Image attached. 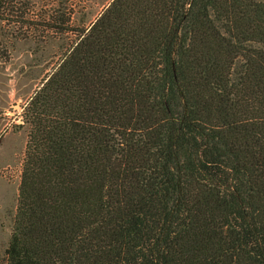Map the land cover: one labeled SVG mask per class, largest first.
<instances>
[{
    "label": "trees",
    "instance_id": "16d2710c",
    "mask_svg": "<svg viewBox=\"0 0 264 264\" xmlns=\"http://www.w3.org/2000/svg\"><path fill=\"white\" fill-rule=\"evenodd\" d=\"M22 114L7 264H264V0H111Z\"/></svg>",
    "mask_w": 264,
    "mask_h": 264
},
{
    "label": "rangeland",
    "instance_id": "374dc122",
    "mask_svg": "<svg viewBox=\"0 0 264 264\" xmlns=\"http://www.w3.org/2000/svg\"><path fill=\"white\" fill-rule=\"evenodd\" d=\"M111 0H6L0 19V264H7L28 125L23 107Z\"/></svg>",
    "mask_w": 264,
    "mask_h": 264
},
{
    "label": "crops",
    "instance_id": "0c3cea01",
    "mask_svg": "<svg viewBox=\"0 0 264 264\" xmlns=\"http://www.w3.org/2000/svg\"><path fill=\"white\" fill-rule=\"evenodd\" d=\"M108 4H109V3H108ZM106 6H107V5H106ZM104 9H105V8H104ZM102 11H103V10H102ZM102 11H101V12H102ZM101 12H100V13H101ZM100 13H99V15H100ZM99 15H98V16H99ZM98 16H97V17H98ZM97 17H96V18H97ZM61 61H62V60H61ZM61 61H60V62H61ZM60 62H59V63H60ZM59 63H58V65H59ZM58 65H57V66H58ZM55 69H56V68H55Z\"/></svg>",
    "mask_w": 264,
    "mask_h": 264
}]
</instances>
